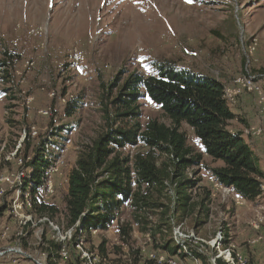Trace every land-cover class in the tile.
<instances>
[{"label":"rangeland","instance_id":"374dc122","mask_svg":"<svg viewBox=\"0 0 264 264\" xmlns=\"http://www.w3.org/2000/svg\"><path fill=\"white\" fill-rule=\"evenodd\" d=\"M247 59L254 75H264V0H0V264H45L42 236L66 242L62 237L74 235L65 220L70 174L84 147L105 129L104 88L110 82L122 73L124 79L131 73L149 76L151 62L174 60L228 85L242 75ZM140 103L143 125L151 119L170 123L147 96ZM236 126L234 122L232 128ZM183 130L201 152L193 131L186 125ZM142 151V146L127 147L124 154L133 157ZM38 157L50 163L40 195L58 210L55 221L37 218L27 204L30 190L23 193L24 179L32 174L29 165ZM187 174L190 181L202 179L189 192L196 204L210 195V212L201 216L198 231L193 220L176 227L174 240L189 236L193 249L212 258L219 250L209 241L220 230L228 231L232 250L240 254V240L247 251L240 255L260 264L255 258H264V222L260 230L252 223L261 214L264 218V192L258 202L239 203L235 194L217 186L209 171L190 169ZM18 175L22 185L6 183ZM167 192L172 195L173 187ZM247 215L251 231L239 232ZM123 227L130 238L121 233ZM152 227L144 233L126 207L110 229L95 231L85 244L96 252L106 241L101 264H145L152 256H168L154 241ZM195 239L204 241L195 244ZM256 244L260 249L252 248ZM175 260L194 264L180 256Z\"/></svg>","mask_w":264,"mask_h":264},{"label":"trees","instance_id":"16d2710c","mask_svg":"<svg viewBox=\"0 0 264 264\" xmlns=\"http://www.w3.org/2000/svg\"><path fill=\"white\" fill-rule=\"evenodd\" d=\"M149 67V76L131 73L124 79L126 73H122L104 88L105 129L84 147L71 171L65 198L66 229L74 235L62 242L44 234L40 249L45 264H86L77 251L79 238L86 237L82 238L84 248L90 250L85 242L90 244L95 231H107L126 207L132 210L142 231L153 226V239L160 251L190 261L176 244L174 229L193 220L198 231L203 226L201 216L210 212L211 200L210 195H204L199 204L194 203L189 191L202 179L190 181V169L209 171L217 184L246 202H255L263 194L264 171L250 138L231 129L240 119L225 100V84L182 68L174 60H155ZM144 96L160 107L169 124L157 119L142 124L140 100ZM71 112L68 110L69 115ZM184 125L201 143V152L189 144ZM139 146L145 151L125 156L127 147ZM207 158L221 166H210ZM29 166L32 174L24 179L23 193L30 190L31 212L41 220L55 221L58 210L43 202L40 195L43 174L51 168L50 163L38 157ZM198 174L195 171L193 175ZM171 187L172 195L167 192ZM21 198L25 199V194ZM163 199L166 202L162 203ZM197 207L200 210L195 215ZM152 216L156 221L149 219ZM126 229L123 227L121 233L130 238ZM220 232L225 237L223 246L229 247L233 243L230 233ZM106 245L103 241L96 249L101 258L107 255ZM189 250L200 264H212L211 259L218 255L213 251L214 256L207 257L190 245ZM145 264L157 262L146 260ZM216 264L226 263L216 259Z\"/></svg>","mask_w":264,"mask_h":264},{"label":"built area","instance_id":"2783aa9c","mask_svg":"<svg viewBox=\"0 0 264 264\" xmlns=\"http://www.w3.org/2000/svg\"><path fill=\"white\" fill-rule=\"evenodd\" d=\"M254 50V48H251V52ZM246 66H245V70L242 73V75L236 77L234 79V81L232 82L231 86H226L225 87V100L228 102V104L231 106L232 104L235 103V101L243 96L244 94H251L256 96L258 103L260 105V111L264 116V85H263V81H264V75L261 76H257L254 75L253 72L251 71V69H249V64H250V60L247 59L246 61ZM43 116H47L49 115L48 111H42L41 113ZM252 134L254 136L257 137H261L264 135V130L262 127H258V128H253L250 129L249 131L246 132V135ZM50 142L49 141L46 144V150H45V156H47L50 153ZM44 178L43 180H45V173L43 174ZM7 184L10 185H14L17 184L16 186H20L22 185V176L18 175L17 177H8L5 179ZM218 187L224 188L225 191L229 190V193H233L232 190H230L229 188H225L219 184H217ZM43 187V186H42ZM42 189V188H41ZM262 190L264 192V184L262 185ZM19 196V195H17ZM43 196V195H42ZM46 196V195H44ZM236 201L239 203H243L244 200H242L239 196L235 195ZM28 205H30V201L27 202ZM261 210H264V208L261 207ZM263 216L261 214V216L258 218L257 223H252L253 228L259 229L262 226V223L264 222L263 220ZM110 229V228H109ZM180 229V227H179ZM148 231V230H146ZM146 231H143L144 233ZM98 232V231H96ZM175 232V229H174ZM175 235V234H174ZM182 235V234H181ZM184 239H177L176 240V244L186 253V255L188 256L189 260L194 262V264H200L199 260L195 257V255L193 253H191V251L189 250V243H187V241L191 240V238L189 236L182 237ZM194 238V237H193ZM68 237H62V240L65 241L67 240ZM186 239V240H185ZM196 241L194 242L195 244L198 242H203L204 240H200V239H195ZM212 242V246L214 247L213 244H217L218 245V255L214 258H212L211 263L212 264H216V259H222L226 264H250L248 259H246L244 256L240 255V254H236L232 249L234 248L233 243L229 246V247H224V242H225V237L223 236L222 232H219L217 235V238L215 240L209 241ZM256 241H253V244H255ZM206 244L209 245L208 241H206ZM190 247H193V245H190ZM77 249H79L80 253H81V257L82 259L85 260L86 264H101L100 261V255L97 252H93L90 250H86L84 248V242L82 240V238H79V241L77 243ZM196 249V247H195ZM197 250L200 253H203L201 249ZM150 260H154L157 262V264H178L179 262L177 260H175L174 257H169V256H161V257H155L152 256V258Z\"/></svg>","mask_w":264,"mask_h":264},{"label":"crops","instance_id":"0c3cea01","mask_svg":"<svg viewBox=\"0 0 264 264\" xmlns=\"http://www.w3.org/2000/svg\"><path fill=\"white\" fill-rule=\"evenodd\" d=\"M218 80H220V79L218 78ZM224 84H225V87L232 85V84L227 85L226 83H224ZM231 107H232V112L240 119V120L235 121L237 126L234 128H231L232 131L243 133V138H245V139L247 137L250 138L251 144L253 145L252 146L253 150L255 151L256 155L259 158V163L261 165V169L264 171V135L261 137H257L254 135H250V136L246 135V132L249 131L250 129H253V128L262 127L264 130L263 117L261 116L260 109H259L257 103L252 99L251 95L244 94L243 96L239 97L235 101L234 105ZM202 149H203V147H202ZM207 160H210V159L207 158ZM218 164H220V163H218ZM219 166H221V164ZM244 202H246V201H244ZM238 216L240 217L241 215L238 214ZM243 224H241L238 227L239 232L241 231V228L244 231L246 230L245 232H247L248 229H249L248 231H251V228L249 227V216L248 215L243 219ZM239 242H240V240L236 241V244H237L236 247H237L239 253L247 255V251L244 249V247L240 246ZM252 248L254 250L260 249L259 244L254 245ZM255 260L257 262H259L260 264L264 263L263 257L262 258L259 257L257 259L255 258Z\"/></svg>","mask_w":264,"mask_h":264}]
</instances>
